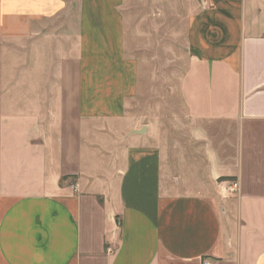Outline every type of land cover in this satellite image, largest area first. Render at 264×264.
Masks as SVG:
<instances>
[{"label":"crops","instance_id":"0c3cea01","mask_svg":"<svg viewBox=\"0 0 264 264\" xmlns=\"http://www.w3.org/2000/svg\"><path fill=\"white\" fill-rule=\"evenodd\" d=\"M176 17L200 158L130 113ZM203 260L264 264V0H0V264Z\"/></svg>","mask_w":264,"mask_h":264},{"label":"rangeland","instance_id":"374dc122","mask_svg":"<svg viewBox=\"0 0 264 264\" xmlns=\"http://www.w3.org/2000/svg\"><path fill=\"white\" fill-rule=\"evenodd\" d=\"M181 10L182 7H177L176 14H181ZM149 24L155 27L154 20H149ZM160 24L163 27L160 32L153 29L154 34L149 37L130 40L131 54L140 66L137 102L130 113L149 125L151 132L158 131L163 143L188 146L193 157L200 158V145L194 143L190 135L193 124L186 116L177 92L179 78L188 60L184 48V23L176 17V38L167 37L162 19Z\"/></svg>","mask_w":264,"mask_h":264},{"label":"built area","instance_id":"2783aa9c","mask_svg":"<svg viewBox=\"0 0 264 264\" xmlns=\"http://www.w3.org/2000/svg\"><path fill=\"white\" fill-rule=\"evenodd\" d=\"M228 186L230 191L238 190V183L236 181L229 182ZM202 264H213V263L209 260H203Z\"/></svg>","mask_w":264,"mask_h":264},{"label":"trees","instance_id":"16d2710c","mask_svg":"<svg viewBox=\"0 0 264 264\" xmlns=\"http://www.w3.org/2000/svg\"><path fill=\"white\" fill-rule=\"evenodd\" d=\"M219 179H226V178H219ZM227 179H229V178H227Z\"/></svg>","mask_w":264,"mask_h":264}]
</instances>
